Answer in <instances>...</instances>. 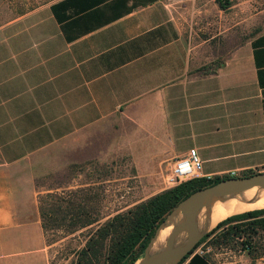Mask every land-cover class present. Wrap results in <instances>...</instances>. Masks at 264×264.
Instances as JSON below:
<instances>
[{
    "label": "crops",
    "instance_id": "crops-1",
    "mask_svg": "<svg viewBox=\"0 0 264 264\" xmlns=\"http://www.w3.org/2000/svg\"><path fill=\"white\" fill-rule=\"evenodd\" d=\"M263 1L50 0L5 23L0 264H50L38 195L68 186L36 181L72 163L125 158L153 194L189 149L202 178L264 172Z\"/></svg>",
    "mask_w": 264,
    "mask_h": 264
},
{
    "label": "trees",
    "instance_id": "trees-1",
    "mask_svg": "<svg viewBox=\"0 0 264 264\" xmlns=\"http://www.w3.org/2000/svg\"><path fill=\"white\" fill-rule=\"evenodd\" d=\"M228 4L221 2L223 7ZM221 179L222 177H198L183 181L116 212L101 222L100 216L93 212L92 207H87L86 201L90 196L82 195L81 189L46 193L45 198L50 203L45 209L39 203L41 226L44 231L46 228H58L66 234L87 228L86 239L83 246L75 252L73 264H133L142 256L155 229L175 206L196 189ZM92 214L94 215L91 216ZM45 215L51 216L50 222L45 223ZM261 233H264V207L228 215L207 230L180 263L202 242L227 245L229 241H233L238 243L239 250L252 254L258 247L255 238ZM185 264H208L207 254L193 253Z\"/></svg>",
    "mask_w": 264,
    "mask_h": 264
},
{
    "label": "rangeland",
    "instance_id": "rangeland-1",
    "mask_svg": "<svg viewBox=\"0 0 264 264\" xmlns=\"http://www.w3.org/2000/svg\"><path fill=\"white\" fill-rule=\"evenodd\" d=\"M48 1L50 0H0V28L24 12ZM262 4L264 5V1ZM36 185L40 191L53 186H68L65 190L81 189L82 195L90 196L86 205L91 206L93 212L100 216L99 222L148 198L158 190L156 182L147 183L143 178L138 177L133 166L125 158L108 161L92 159L72 163L70 168H65L62 172L40 178L36 181ZM51 192L54 191L41 192L38 195V202L44 209L50 203L49 199L45 198V194ZM50 219V215L44 216L45 223L50 222ZM45 232L50 244L49 263L73 264L75 252L83 246L86 239L87 228L69 234L58 228H46ZM235 240L240 239L235 238ZM255 240L258 247L252 254L239 250L238 243L233 241H229L227 245L202 242L195 250L205 252L210 264H264V233ZM138 261L140 262V259ZM139 262L136 261V264Z\"/></svg>",
    "mask_w": 264,
    "mask_h": 264
},
{
    "label": "water",
    "instance_id": "water-1",
    "mask_svg": "<svg viewBox=\"0 0 264 264\" xmlns=\"http://www.w3.org/2000/svg\"><path fill=\"white\" fill-rule=\"evenodd\" d=\"M251 185H258L264 188V172H255L243 176H233L222 178L218 182L196 189L184 198L172 211L181 205L182 218L176 223L170 234L167 237L164 247L157 255L149 261H143L146 253V249L149 246L151 240L156 234L158 227L166 220V217L172 213V211L166 215L164 220L155 229L153 236L147 243L140 262L138 264H179L180 261L192 250L194 245L198 242L199 238L209 229L199 234L196 230L194 219L203 202V200L214 194H227L234 191L249 187ZM184 232L186 237L179 245L174 246L178 234Z\"/></svg>",
    "mask_w": 264,
    "mask_h": 264
},
{
    "label": "bare ground",
    "instance_id": "bare-ground-1",
    "mask_svg": "<svg viewBox=\"0 0 264 264\" xmlns=\"http://www.w3.org/2000/svg\"><path fill=\"white\" fill-rule=\"evenodd\" d=\"M261 207H264V188L258 185H251L232 193L208 196L203 200L194 219L196 230L201 234L228 215ZM182 210L181 205L176 207L158 227L146 249L143 258L145 261L154 258L164 247L173 226L182 218ZM185 237V233L180 232L173 245H179Z\"/></svg>",
    "mask_w": 264,
    "mask_h": 264
},
{
    "label": "built area",
    "instance_id": "built-area-1",
    "mask_svg": "<svg viewBox=\"0 0 264 264\" xmlns=\"http://www.w3.org/2000/svg\"><path fill=\"white\" fill-rule=\"evenodd\" d=\"M218 2H229L230 0H216ZM200 160L194 149H189L180 157L167 162L164 167L163 182L167 187L175 186L183 181L200 177ZM229 175H233L231 172ZM210 179V177H206Z\"/></svg>",
    "mask_w": 264,
    "mask_h": 264
}]
</instances>
